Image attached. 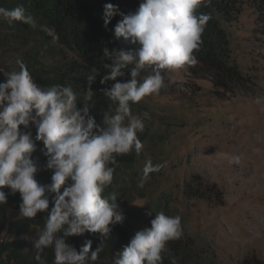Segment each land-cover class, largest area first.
Masks as SVG:
<instances>
[{
  "label": "clouds",
  "instance_id": "9594fccd",
  "mask_svg": "<svg viewBox=\"0 0 264 264\" xmlns=\"http://www.w3.org/2000/svg\"><path fill=\"white\" fill-rule=\"evenodd\" d=\"M210 3L211 0H141L130 14L111 3L103 6L105 27L113 16H120L114 26V39L122 38L138 47L103 49L108 62L103 64L106 74L100 83L114 82L102 91L115 107L103 111L99 124L90 115L89 103L95 96L91 85L98 71L87 76L83 101L78 100L71 84L38 85L22 58L16 59L18 70L3 73L6 81L0 83V206L7 202V188L10 194H19V216L33 219L38 213H47L38 235L28 238L39 264H45L42 253L49 248L53 264H96L99 260L110 225L124 220L117 195L103 193L112 184L118 158L133 152L140 155L144 148L138 134L145 130V120L150 115L133 114L132 105L160 93L165 86L162 70L177 71L198 63L195 52L203 44L202 36L211 19L199 10ZM0 18L10 24H34L23 5L0 7ZM49 34L54 35V30L49 29ZM146 68H151L152 73L141 81L139 77ZM125 69L129 70L127 79H123ZM78 102L83 106L78 107ZM30 125L36 129L34 138L30 131L21 130V126L29 129ZM37 142L43 145L44 168L52 171L48 184H40L35 178L40 170L32 157ZM242 162V155L227 159L230 166ZM162 167L148 159L139 186L143 187L151 179L150 174L158 173ZM46 194H53L51 201ZM85 232L104 238L95 250L91 240L79 251L66 243L69 237ZM182 236L181 217L158 212L150 226L136 231L115 254L114 264H163L169 242Z\"/></svg>",
  "mask_w": 264,
  "mask_h": 264
},
{
  "label": "rangeland",
  "instance_id": "374dc122",
  "mask_svg": "<svg viewBox=\"0 0 264 264\" xmlns=\"http://www.w3.org/2000/svg\"><path fill=\"white\" fill-rule=\"evenodd\" d=\"M256 18L244 6L238 19L224 26L231 55L250 80L244 87L226 91L186 68L162 70L160 93L132 105L133 114L150 115L145 120L149 144L141 155L163 167L125 208L157 214L164 211L156 212L155 199L164 197L166 214L179 215L186 235L208 249L218 264H240L251 256L264 261V26ZM17 58L42 87L80 82L81 74L68 69L78 56L54 39L0 33L3 76L18 70ZM68 71L72 82L63 77ZM95 83L92 89L98 93L107 88ZM232 155H242V164L228 165ZM7 213L11 222L22 218L17 211ZM36 235L32 225L28 236Z\"/></svg>",
  "mask_w": 264,
  "mask_h": 264
},
{
  "label": "trees",
  "instance_id": "16d2710c",
  "mask_svg": "<svg viewBox=\"0 0 264 264\" xmlns=\"http://www.w3.org/2000/svg\"><path fill=\"white\" fill-rule=\"evenodd\" d=\"M107 3L118 6L119 10L125 14H130L136 11L141 0H0V7L7 9L23 5L26 14L30 15L34 21L33 25L20 21L10 24L6 19L0 18V33L10 31L24 39L41 38L46 41L54 39L63 49L75 53L78 56V62L69 63L68 69L81 74L79 84L72 82L73 78L69 71L64 73L63 77L70 79L78 100L83 101L87 76L93 71L99 72L91 85L93 88L95 82H100L106 74L103 68V64L108 62L103 57L105 47L109 49L138 47V45L126 43L122 38L114 39V26L120 20V16H113L107 27L104 26L103 6ZM244 6L254 11L257 16L256 22L264 26V0H211L207 7L199 10L209 14L211 19L202 36L203 44L195 52L198 63L195 66H185L187 70L201 74L213 85L226 91L234 87H244L250 82L249 77L239 70L234 56L231 55L228 35L224 29L225 25L234 23L238 19ZM49 29L54 30V35L49 34ZM124 71L123 79H127L129 70ZM144 72H152V69L146 68L142 71L139 77L141 81L144 78ZM56 77H60V74ZM5 81L0 73V83ZM112 83L114 82L110 81L102 85L110 88ZM92 90L95 96L93 102H89L90 115L99 124L103 111L108 108L106 104L108 98L103 99L102 92ZM82 106L83 104L78 102V107ZM21 130L30 131L33 138L35 137L34 126L30 125L29 129H23L21 126ZM138 136L144 146L145 143L149 144V131L145 129ZM42 148V143L37 142V150L32 154L40 169L35 178L40 184H48L51 182L52 171L44 168L46 157L41 151ZM147 160L148 158H143L141 154L136 155L134 152L118 158L119 164L114 172L112 184L105 189L103 195L108 196L111 193L117 195V202L124 220L120 224L110 225L111 231L105 239L104 249L96 264H114L115 254L122 250L136 231L150 226V220L156 214L153 211L151 212L153 216L149 215L147 208L134 211L125 208V204L129 203L141 189L140 177ZM151 161L153 165L158 164L154 159ZM150 175L152 177L155 173ZM4 191L7 194V202L0 206V235L3 234L6 240L0 242V264H39L34 259L35 252L30 245L28 233L32 225L36 227L38 233L40 232L44 227V218L47 213H38L33 219L22 217L11 222L7 210L19 212L20 197L18 193L10 194L7 188ZM46 195H49L51 201L53 194ZM166 203L164 197H157L156 212L164 211L163 213L166 214L168 212ZM51 206L50 203L49 207ZM12 237L16 239L9 240ZM101 239L104 238L98 233L85 232L80 236L69 237L66 243L73 245L79 251L86 241L91 240L92 250H95ZM168 247L169 253L165 254L163 264H172L173 261L174 264H218L216 257L208 249H202L198 241L187 236L184 230L183 236L179 240L170 241ZM42 259L45 264H53L52 249H46L42 253ZM240 264H264V261L251 256L245 258Z\"/></svg>",
  "mask_w": 264,
  "mask_h": 264
}]
</instances>
